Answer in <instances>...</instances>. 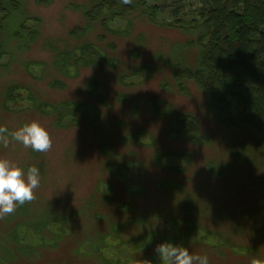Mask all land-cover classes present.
Instances as JSON below:
<instances>
[{
    "label": "rangeland",
    "instance_id": "1",
    "mask_svg": "<svg viewBox=\"0 0 264 264\" xmlns=\"http://www.w3.org/2000/svg\"><path fill=\"white\" fill-rule=\"evenodd\" d=\"M19 1L12 18L0 13V128L11 141L38 121L53 147L0 144V159L41 176L36 199L0 219V264H163L154 249L165 241L209 264L264 260V151L173 77L196 63L187 28L202 0H151L163 7L154 21L105 10L104 24L86 18L92 0ZM87 46L96 55L83 56ZM178 112L197 120L202 142L171 131Z\"/></svg>",
    "mask_w": 264,
    "mask_h": 264
},
{
    "label": "trees",
    "instance_id": "2",
    "mask_svg": "<svg viewBox=\"0 0 264 264\" xmlns=\"http://www.w3.org/2000/svg\"><path fill=\"white\" fill-rule=\"evenodd\" d=\"M151 0H92L93 7L85 12L92 22L106 23L105 10L111 18H123L140 11H149L150 20L157 19L163 7L149 6ZM206 6L199 13L200 20L188 23L197 37L188 43L198 49L195 65H176L173 77L181 92L183 82H193L210 98V114L221 128L228 131L248 130L256 146L264 151V0H202ZM20 10L19 0H0L3 19L12 18ZM186 22L177 20L171 26L184 28ZM1 30V27H0ZM23 35L22 32L18 33ZM96 55L91 46L83 56ZM78 63H92L88 58ZM148 107L160 112L157 98L146 101ZM172 113L171 105H167ZM172 132L187 134L193 143L202 142L198 122L189 114L174 116Z\"/></svg>",
    "mask_w": 264,
    "mask_h": 264
},
{
    "label": "clouds",
    "instance_id": "3",
    "mask_svg": "<svg viewBox=\"0 0 264 264\" xmlns=\"http://www.w3.org/2000/svg\"><path fill=\"white\" fill-rule=\"evenodd\" d=\"M131 4L132 0H122ZM7 129L0 128V144L8 147L10 142L22 144L34 152L47 153L53 147V139L38 121L25 124L11 133V141L6 135ZM40 170L32 166L27 169L18 167L7 159H0V219L14 214L18 206L36 199L35 190L40 187ZM155 254L163 264H209L207 255H197L188 248L169 241L158 244ZM138 264H152L149 260H140ZM250 264H264V260L253 258Z\"/></svg>",
    "mask_w": 264,
    "mask_h": 264
}]
</instances>
